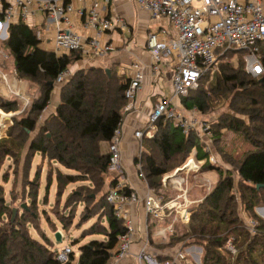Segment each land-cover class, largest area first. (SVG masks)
<instances>
[{
	"label": "trees",
	"instance_id": "16d2710c",
	"mask_svg": "<svg viewBox=\"0 0 264 264\" xmlns=\"http://www.w3.org/2000/svg\"><path fill=\"white\" fill-rule=\"evenodd\" d=\"M7 32L6 44L17 75L38 85L39 90L26 108L20 98L0 95V110L6 114L19 112L12 118L7 137L0 140V264H61L40 226V216L45 215L55 227L48 211L40 210L49 205L53 186L54 206L50 212L64 229L74 224L79 211L82 222L78 228L96 219L74 241L80 251L78 261L73 253L66 264H109L126 233L124 221L117 218L106 199L109 146L125 118V92L130 80L119 75L116 68L77 70L62 86L56 111L42 122L59 76L81 60L82 53L59 55L42 49L37 30L23 22L10 23ZM260 57L264 66V44ZM261 80L246 72L244 53H239L236 62H222L214 76H204L198 89L179 97L181 108L187 112L218 115L210 123L212 142L222 160L218 165L207 161L200 171L216 169L220 180L200 203L191 207L190 222L175 223L174 233L164 242L159 243L149 228L152 247L163 251L183 244L201 247V264H264V219L257 213L264 207V79ZM225 107L226 111L219 114ZM156 127L155 136L143 140L144 151L136 162L141 164L140 174L149 188L168 193L163 179L179 170L193 149H197L199 160L208 159L210 153L204 151L207 144L198 132L186 135L173 122L163 120ZM227 133L242 137L248 146L240 157L224 151L221 142ZM38 156L40 161L31 177ZM45 167L46 188L40 198ZM12 177L7 200L6 186ZM116 183L112 181L110 186ZM123 192L130 195L132 190L126 188ZM19 194L24 201L22 210L14 207ZM244 215L257 223L255 232L247 228ZM152 223L154 227L161 224L156 219ZM29 226L42 241L32 236ZM91 237L99 239L83 243ZM232 238L237 254L223 253Z\"/></svg>",
	"mask_w": 264,
	"mask_h": 264
},
{
	"label": "built area",
	"instance_id": "2783aa9c",
	"mask_svg": "<svg viewBox=\"0 0 264 264\" xmlns=\"http://www.w3.org/2000/svg\"><path fill=\"white\" fill-rule=\"evenodd\" d=\"M85 7L76 9L71 0H0V18L5 31H8L10 23L14 18L17 22L28 23L29 20L50 18L55 29V47L69 51H80L84 57L94 54L97 57L108 56L113 47L109 41H103L105 34L115 29L126 28L124 18L120 16L103 17L101 15L100 0H82ZM136 6L148 11L155 20L167 19L176 29L177 36L167 39L166 30H160L159 34H150L148 39V49L153 59L152 70L154 73H161L165 63L174 62V72L171 80L172 96L161 100L154 108L148 128L145 131H136L135 138L141 143L145 138L151 139L155 136L156 124L163 120L171 121L179 127L184 134L198 132L201 139L207 144L206 153L211 154L209 143L212 142L211 123L200 121L189 117L178 108L176 100L180 96H186L190 91L199 88L201 79L206 75H213L219 69L221 62L227 59L229 53H244L245 70L254 78L264 79V66L261 61V45L264 44V0H131ZM89 4V5H88ZM87 5V6H86ZM16 7L18 8L16 12ZM73 13H78L84 19V24L95 32L94 36L82 37L72 29ZM37 19V20H38ZM29 25L32 28L37 24ZM28 25V24H27ZM8 33V32H7ZM5 38L0 33V37ZM39 40L45 41L42 31H37ZM3 57L8 58L0 50V64ZM3 66H0V82L6 86L2 96L6 99H25L17 77L12 82L4 73ZM134 76L130 80L128 89L125 92L127 105L124 113H128L135 108L137 93L142 88L144 81L143 70L138 63L132 64ZM69 71L63 72L57 82H62L64 77L69 75ZM29 101L26 100V106ZM25 107V106H24ZM2 112V110H0ZM3 113V112H2ZM19 113V112H18ZM3 115L6 117L5 113ZM13 115V114H12ZM1 120L0 127L4 126L5 131L0 132V140L6 137L8 118ZM1 129V128H0ZM120 129L109 146L110 161L109 175H114L113 180L116 185L111 187L106 194V199L114 208L117 218L124 221L126 233L121 236L117 250L109 264H118L130 255L133 234L135 232L134 222L130 213L126 210L129 204L138 203L137 194L133 191L130 195L123 191L129 188L124 181V172L120 151ZM209 161L216 163L214 156L208 159L199 160L197 149H193L190 158L179 170L173 173L177 177L180 171L189 176L191 173L199 172ZM139 171L141 164H138ZM167 178L163 179L165 185ZM187 179H182L177 184L179 193L167 202L158 195L154 189L149 188L146 198V212L154 219L164 221L176 214L174 221L157 232V235L167 239L174 233V224L181 221L188 224L191 220V207L195 204L189 197ZM131 190V189H130ZM264 212V207L261 209ZM264 217V215H263ZM247 228L255 232L257 223L248 219ZM150 247L147 239L143 249H141L138 260L141 264H201L197 259V251L194 254L195 246L186 247L185 244L178 246L176 253L170 252V259L159 262L147 252ZM175 249V248H174ZM198 250V249H196ZM202 251V249H201ZM231 255L237 254L234 239H230L223 251ZM75 253L71 247H65L56 252L58 261L66 264L70 260L71 254Z\"/></svg>",
	"mask_w": 264,
	"mask_h": 264
},
{
	"label": "crops",
	"instance_id": "0c3cea01",
	"mask_svg": "<svg viewBox=\"0 0 264 264\" xmlns=\"http://www.w3.org/2000/svg\"><path fill=\"white\" fill-rule=\"evenodd\" d=\"M72 5L76 9H80L85 7V3L82 0H71ZM89 5V4H88ZM87 6V5H86ZM101 6V15L103 17H115L120 16L124 18L126 21V28L116 27L113 30L108 31L103 37V41H109V43L113 47V51L105 57H97V56H86L82 57V68L87 69L90 67L111 69L116 68L119 75H124L127 79L131 80L134 76V71L132 69V64L138 63L140 64L143 73H144V81L142 83V88L137 93L135 99V108L134 110L125 114V118L122 126L120 127V151H121V159L122 166L124 172V183L138 196V203L129 204L126 206V210L130 213L132 220L135 226V232L133 234L132 246L130 249V255L119 262L118 264H141L138 260V255L145 245L147 239H149V215L146 212V198L149 192V187L146 181L143 179L140 171L138 169V163L136 160L141 157L142 152L144 151L143 141L142 143L135 138L136 131H145L148 128L150 116L156 107V105L163 99L170 98L172 96L171 88V80L174 72V62H168L163 65V69L161 73H154L152 70L153 59L149 52L147 43L150 34H159L160 30H166V35L163 36L167 39L176 38L177 32L173 25L167 19L155 20L151 17V14L136 6L131 0H100ZM72 18V29L82 37H91L95 35L93 30L87 28L84 24V19L78 13H73L71 15ZM38 19V18H37ZM33 19L32 22L37 24L35 29L37 31L46 32L48 35L50 34L49 23L53 21L50 18H44V22L42 24L39 23L38 20ZM43 43H48L45 36V41ZM3 68H5L6 64H2ZM77 66L74 67L76 69ZM21 87V86H20ZM167 89L170 91V96L166 94ZM6 90V86L3 82H0V95L2 96L3 92ZM22 90V88H21ZM178 108L181 111L185 112L189 117L196 118L200 121H203L199 113L196 111H185L181 108L180 100H176ZM48 109V108H47ZM46 109V110H47ZM55 111L50 112L44 119H41L42 122L46 121L51 114ZM13 115H18L19 113H11ZM1 116V115H0ZM2 117V116H1ZM4 118V117H3ZM2 119V118H1ZM205 121V120H204ZM12 122H10L11 124ZM7 131V130H6ZM201 171L195 172L193 178L196 175L200 174ZM183 171H180L177 177L173 175L165 176L167 178L165 182V187L167 190L176 192L175 196L179 193L177 184L185 177H182ZM114 177V175H113ZM108 180L107 177V186L105 188V193L109 191L111 188L110 183L113 180ZM187 185L189 188V197L192 201L195 202L194 205L200 203L204 198L205 191L200 192L198 197H194L192 193L191 180L187 179ZM55 191V186H54ZM193 194V196H192ZM263 207L257 209V213L260 217H263V213L260 210ZM262 211V210H261ZM175 217L179 218L176 214L170 216V223H166L167 220L159 221L161 224L159 225L160 231L162 226L166 227L171 224ZM247 217V216H246ZM248 220V218L246 219ZM176 223H181L178 220ZM183 224V223H182ZM186 225V224H184ZM163 227V228H164ZM157 231V232H158ZM157 232L153 235L154 238L162 243L166 239L157 235ZM63 237L64 233L62 232ZM92 239H99L98 237L87 238L83 243H88ZM194 254L197 251V259L200 261L202 259L203 250L201 251V247L195 246ZM153 251V258L155 257L157 261L163 262L170 259V252H173L175 249H165L159 250L150 245ZM80 257V251L78 250V256H76V262ZM165 260H161V259Z\"/></svg>",
	"mask_w": 264,
	"mask_h": 264
},
{
	"label": "rangeland",
	"instance_id": "374dc122",
	"mask_svg": "<svg viewBox=\"0 0 264 264\" xmlns=\"http://www.w3.org/2000/svg\"><path fill=\"white\" fill-rule=\"evenodd\" d=\"M17 10H18V8L16 7V12H17ZM17 20H18L17 18H14L12 20V23H17ZM27 24L28 25H34L31 20H29ZM48 27H49V30H50V34L48 35L46 32L42 33L44 35V38L46 36V40L48 41V43L45 44V43L41 42V48L44 49V50L56 52L59 55L63 54V53H66L67 50H64V49H60L59 51L56 50V47H55V36H56L55 29H56V25H54V23L50 22ZM0 33L5 36V38H2V36L0 37V50L6 56H8V58L3 57V61L1 62L0 66H2L3 63L6 64V66L3 69V71L9 77L11 82H12L14 77L18 78V81L20 82V86L22 88L23 96L25 98V99H20V100L24 103V106L26 108L29 105L30 100H32L34 95L38 92L39 86L36 85L35 83L30 82L27 79H20L19 76L17 75V72L15 70L14 59L12 57L10 49L8 48V46L6 44L8 33H7V30L5 31L4 24L1 21H0ZM92 56L95 57L94 54H92ZM238 57H239V53H233V57L232 56H230V57L227 56V59L224 62H232V63L236 62L238 60ZM85 58H87V57H85ZM81 62H82V60H79L72 67H70V69L68 70L70 74L65 76L62 82H57L55 84V87H54V90H53V93H52V97H51V101L49 103V107H48L47 110L44 111V113L42 115V119H44V117L47 116L50 112L56 111V108L60 104V91H61L62 86L71 78V76L77 70H79V68H82V63ZM75 66H77L76 69H74ZM217 72L218 71H216L213 74V76ZM168 89H172V86H171V88L169 87V83H168ZM168 89L166 91V94L168 96H170V91ZM13 99H15V97ZM26 100L29 101L27 106H26ZM224 111H226V107L225 108H220L218 113L221 114ZM3 113H5V112H3ZM0 115L2 116L1 117L2 119H3V117H5L1 113H0ZM6 115L10 116L9 114H6ZM8 116H6L5 118H8ZM200 117L203 118L202 120H206V121L211 122V121L217 119L218 115H215V116H200ZM11 124H10V122H8L7 131H8L9 126H11ZM0 128H1L0 129L1 133L5 131L4 126H2ZM7 131H6V137H7ZM6 137H3V138H6ZM222 140L223 141L221 142V144H222V147H223L224 151L226 150L227 152L232 153V154H234L237 157H240L248 149V146L245 144V142L242 139V137H240L238 135H235L233 133H227L226 135H224ZM209 146L211 148V154L210 155L214 156L215 159H216V163H214L213 165H218L219 161H221L222 158H219L218 155H217V147H215L213 142H210ZM39 161H40V157L38 156L36 158V160H35L34 168H33L32 172H31V177L34 175L35 170H36V166L39 163ZM59 168L63 172L69 173V171L66 170L65 168H63L61 166H59ZM46 173H47V168L45 167L43 175H42L43 180H42L40 198H42L44 196V194H45ZM173 173L169 174V176L173 175ZM193 175H194V173H191L189 176H187L185 172H183V174H181L182 177H185L186 179L191 180L192 193L194 194L195 198L198 197L200 192H202V191L209 192L217 184V182L220 180V172L218 170H216V169H207L204 172L196 175V177H194V178H193ZM112 177H113L112 175H109L108 176V180L110 181ZM13 179H14V177L11 178L9 184L6 186V188H7V195H6L7 200H10L9 192H10V188H11ZM108 180H106V181H108ZM78 185L79 184L70 186V188L68 189V192H70L72 189L77 188ZM19 188H20V183H19ZM68 192H67V194H68ZM155 193H156V195L162 197L165 202H167L168 200H170V199L175 197V193L176 192L169 191L168 193H164V192L160 191L159 193H157V192H155ZM193 194H192V196H193ZM54 196H55V191H54V186H53L51 188V190H50L49 205L48 206H41L40 210L46 209L48 211V213L51 216L52 221L55 224V227L51 226V224L49 223V221L47 220L45 215L44 216L41 215L40 216V226H41L42 231H43V232L42 231L41 232L45 233L46 236L51 240V242H52V247L51 248H52L53 252L56 253L57 251L62 250L65 247H71L73 249V251L75 252L74 254H75V258H76V256H78L79 247L74 244V241L81 236L83 230L91 227L95 223L96 219L94 218V219L90 220L89 222H87L86 224H84L82 226V228H78L77 225L82 222V219H81V217L79 215L81 211H79L77 213V217H76V219L74 221V224L69 229H64L63 226L61 225V223L56 218V215L53 213V211H52V213L50 212L52 210V207L54 206L53 205L54 204ZM23 202L24 201H23V199L21 198V196L19 194L18 201H17V203L14 204V207L17 208L18 210L19 209L22 210V203ZM27 204H29V203L27 202ZM80 209L82 210V207ZM260 212L263 213V215H264L263 211L260 210ZM243 218L245 220L247 219V217L245 215L243 216ZM153 219H154L153 216L150 215L149 216V221H150L149 222V228L151 229V232L154 235L160 229V227H156V226L154 227L153 226V223H152ZM163 227H164V225L162 226V228ZM29 230L31 231L32 236H34L35 238L39 239V236L37 235L36 231L32 228V226H29ZM58 231L64 233V237H63V241L62 242H57L56 241L55 234ZM40 235H41V233H40ZM39 240L42 241V239H39ZM143 247H142V249H143ZM153 251L154 250L152 248H150V247L147 248V252L149 254L153 255ZM175 253H176V251L171 252V254H173V255Z\"/></svg>",
	"mask_w": 264,
	"mask_h": 264
},
{
	"label": "water",
	"instance_id": "95a60500",
	"mask_svg": "<svg viewBox=\"0 0 264 264\" xmlns=\"http://www.w3.org/2000/svg\"><path fill=\"white\" fill-rule=\"evenodd\" d=\"M263 80H261L262 82ZM10 116H8V120L10 122H12V118L15 116V115H12V114H9ZM55 238H56V241L57 242H62L63 241V234L62 232L58 231L56 234H55Z\"/></svg>",
	"mask_w": 264,
	"mask_h": 264
}]
</instances>
